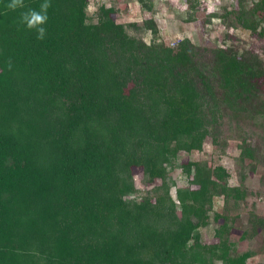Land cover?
Here are the masks:
<instances>
[{
	"label": "trees",
	"instance_id": "trees-1",
	"mask_svg": "<svg viewBox=\"0 0 264 264\" xmlns=\"http://www.w3.org/2000/svg\"><path fill=\"white\" fill-rule=\"evenodd\" d=\"M99 1L90 12V0H0V264H249L252 250L231 249L230 224L216 243L201 228L219 218L215 196L238 205L248 173L264 170V57L227 37L166 44L161 0ZM198 1L175 16L197 20ZM46 2V21L28 28L22 15ZM237 3L203 27L264 38V0ZM233 137L236 184L225 166L190 160L188 186L170 193L180 151L210 138L225 152ZM132 167L153 184L139 199ZM236 223L242 240L264 231L254 210Z\"/></svg>",
	"mask_w": 264,
	"mask_h": 264
},
{
	"label": "rangeland",
	"instance_id": "rangeland-1",
	"mask_svg": "<svg viewBox=\"0 0 264 264\" xmlns=\"http://www.w3.org/2000/svg\"><path fill=\"white\" fill-rule=\"evenodd\" d=\"M99 3V0H90V12ZM161 3L158 12L154 16L166 44L174 46L181 38L188 37L198 45L214 46L222 43V40L227 37L232 42L242 43L249 50L264 57V38L257 33L243 29L238 32L229 29L228 33H226L224 27L220 24H210L207 27L202 25V18L205 14L213 12L216 6L228 10L238 4L237 0H199L197 20L191 23H183L175 16V9H185L187 7L185 0H161ZM119 6L121 8L127 7L124 1H120ZM139 15L137 6L129 7L125 13L128 18ZM260 83L264 87V78L260 80ZM238 143L239 139L236 137L229 139L225 152H221L212 144L210 138H206L201 150L180 151L174 167L170 169L168 175V182H172L170 193L174 196L177 188L188 186L186 174L182 170V164L190 160L206 162L209 166L217 164L225 166L231 174L230 183L236 184L239 180V175L236 171V168L239 167L236 162L239 154ZM130 171L137 189L135 196L139 199L153 184L144 182L143 173L139 167H132ZM248 174L251 181L247 184V196L238 205L222 196L213 198L212 210L219 214V218L214 220L213 214H211L209 225L201 228V236L205 243H216L219 237V225L223 223L230 224L228 236L233 243L231 249L237 254L252 250L254 254L248 259L249 264H264V231H260L254 239L242 240L240 238L242 231L238 227V223L231 226V218L239 212L254 210L264 216V170L250 171ZM159 182L156 180L155 184Z\"/></svg>",
	"mask_w": 264,
	"mask_h": 264
},
{
	"label": "clouds",
	"instance_id": "clouds-1",
	"mask_svg": "<svg viewBox=\"0 0 264 264\" xmlns=\"http://www.w3.org/2000/svg\"><path fill=\"white\" fill-rule=\"evenodd\" d=\"M23 0H12L10 4L7 5L8 8L10 9H15L18 6H22ZM50 7L49 3H44L41 5V11L37 12L35 10H29V12L25 13L22 15V20L23 22H26L28 28H35L40 24H43L46 19V11ZM38 39H43L44 38V33L45 29L44 28H39L38 29Z\"/></svg>",
	"mask_w": 264,
	"mask_h": 264
},
{
	"label": "crops",
	"instance_id": "crops-1",
	"mask_svg": "<svg viewBox=\"0 0 264 264\" xmlns=\"http://www.w3.org/2000/svg\"><path fill=\"white\" fill-rule=\"evenodd\" d=\"M133 6H135V5H133Z\"/></svg>",
	"mask_w": 264,
	"mask_h": 264
}]
</instances>
